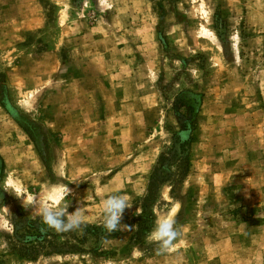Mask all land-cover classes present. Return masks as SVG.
I'll list each match as a JSON object with an SVG mask.
<instances>
[{
	"label": "rangeland",
	"instance_id": "1",
	"mask_svg": "<svg viewBox=\"0 0 264 264\" xmlns=\"http://www.w3.org/2000/svg\"><path fill=\"white\" fill-rule=\"evenodd\" d=\"M62 183L83 234L9 193ZM0 264H264V0H0Z\"/></svg>",
	"mask_w": 264,
	"mask_h": 264
},
{
	"label": "clouds",
	"instance_id": "2",
	"mask_svg": "<svg viewBox=\"0 0 264 264\" xmlns=\"http://www.w3.org/2000/svg\"><path fill=\"white\" fill-rule=\"evenodd\" d=\"M69 182H76L75 180ZM77 183V182H76ZM5 191H8L5 188ZM9 192V191H8ZM22 200L23 206L38 212L44 225L58 234L80 231L83 234L87 228L85 211L82 207H76L69 212V203L66 197L74 195L72 188L66 184H60L54 190L53 195L46 200H41L37 194H28L25 197V189L15 187L9 192ZM132 204L126 195L113 194L107 196L102 207V229L111 234L122 229L131 230L132 225L124 224V214ZM179 206H177V209ZM175 215L159 220L151 232V239L157 245V254H167L175 251V242L181 237V232L176 228Z\"/></svg>",
	"mask_w": 264,
	"mask_h": 264
},
{
	"label": "trees",
	"instance_id": "3",
	"mask_svg": "<svg viewBox=\"0 0 264 264\" xmlns=\"http://www.w3.org/2000/svg\"><path fill=\"white\" fill-rule=\"evenodd\" d=\"M187 132H188V131H187ZM187 137H188V136H187V134H186V137H185V139L181 141L180 145H182V146H183V144H185V143H186V139H187ZM183 147H184V146H183ZM183 147L181 148V150H184V148H183ZM186 166H187V163L185 164V168H186ZM23 255H24V254H23ZM26 256H29V255H26Z\"/></svg>",
	"mask_w": 264,
	"mask_h": 264
},
{
	"label": "crops",
	"instance_id": "4",
	"mask_svg": "<svg viewBox=\"0 0 264 264\" xmlns=\"http://www.w3.org/2000/svg\"><path fill=\"white\" fill-rule=\"evenodd\" d=\"M116 173H118V172H115V174H116ZM115 174H114V176H115Z\"/></svg>",
	"mask_w": 264,
	"mask_h": 264
}]
</instances>
